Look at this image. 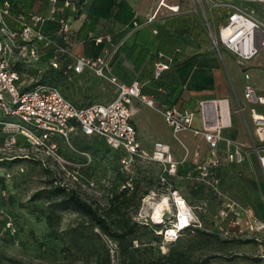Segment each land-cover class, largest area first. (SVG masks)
Returning <instances> with one entry per match:
<instances>
[{
    "label": "rangeland",
    "instance_id": "1",
    "mask_svg": "<svg viewBox=\"0 0 264 264\" xmlns=\"http://www.w3.org/2000/svg\"><path fill=\"white\" fill-rule=\"evenodd\" d=\"M71 1L67 6L62 0L55 5L49 0H10V15L2 20L9 30L21 32L25 22L33 27L34 33L42 34V38L34 35L27 40L29 47L37 48L39 58L25 57L15 61L14 68L22 77L21 87L31 88L37 84L56 86L67 98L80 104L98 100L95 94L97 85L95 87L92 76L103 77L93 69L75 75L65 72L63 65L79 54L92 57L95 51H100L95 38L103 35L112 38V42H102L101 53L106 50L114 52V45L120 44L114 63L123 70L128 68L130 61L124 60L120 54L127 50L136 63L134 57L139 58L145 48L136 33L149 26L148 18L155 14L162 1L165 5L180 1L178 12L162 6L157 15L163 28L168 30L166 40L170 44H194L200 50L207 45L212 48L211 35L217 34L228 16L226 0ZM53 6L57 10L56 19H48ZM20 15L24 17L22 20ZM38 16L44 20H37ZM61 17L70 22L71 31L67 40L59 34L57 18ZM2 27L0 22V36L6 37ZM61 48H68L69 54L60 56ZM55 55L59 57L57 68L51 65ZM136 73L138 71L133 67L130 74ZM105 80L102 84L113 92L115 87ZM115 96L116 90L110 99ZM132 106L143 108L137 100ZM148 112L156 131L179 145L163 118L158 113ZM98 140L91 139L88 144L85 137L73 136L71 143L76 150L63 141L60 147L62 155L79 164L75 179L71 175L75 170L71 165L61 166L50 158L46 159L47 166L43 165L40 157L45 159L44 156L36 155L30 146L4 150L0 131V264H107L108 256L110 264H140L161 256H166L170 264H199L211 256L216 257L211 258L209 264H264L263 252L256 249L258 234L247 233L238 238L223 234V228L228 226L227 220L223 221L220 214L223 208V154L217 172L218 184L212 186L201 179L202 184H196L198 191L193 194L196 204L192 207L193 212H188L191 223L198 229L183 232L176 240L165 237L166 228L156 231L151 224L156 220L151 208L168 195L159 183L161 164L137 159L127 169L122 157L112 150L107 151L106 143ZM172 147L180 153L183 149L180 161L184 164L189 157L188 149ZM146 151L150 153L152 150ZM127 180H132V189L124 188ZM176 180L185 192L192 190L183 174ZM58 185L66 192H76L91 203L116 230L133 226L132 245L128 246V240L119 242L110 239L92 225L87 216L73 209L56 208L55 204L63 198V194L55 195L50 188ZM164 211L159 224L177 222L178 209L174 203ZM74 228L78 231H73ZM249 239H252L251 242H247ZM240 240L249 245H243Z\"/></svg>",
    "mask_w": 264,
    "mask_h": 264
},
{
    "label": "built area",
    "instance_id": "2",
    "mask_svg": "<svg viewBox=\"0 0 264 264\" xmlns=\"http://www.w3.org/2000/svg\"><path fill=\"white\" fill-rule=\"evenodd\" d=\"M59 0H50L55 5ZM65 5H70L71 0H62ZM162 5H159V8ZM173 12H178L180 6L163 5ZM11 2L4 0L0 2V22L3 23L2 30L6 37L0 36V131L3 136V149L12 150L16 146H30L36 155L40 154L43 165L47 166L46 159L50 158L56 164L64 166L71 165L75 170L71 175L77 179V169L79 164L66 159L61 153V144L67 142L72 150H76L71 143V138L82 134L89 137L102 139L107 146L115 151L122 152V163L129 169L137 159H147L149 162H158L162 166L159 183L168 192L172 203L177 207V222L172 224L178 232L189 226L191 221L182 227L180 222L179 206L186 202L190 212L193 208L182 196L179 189L174 186L172 177L177 174L178 162L174 159L167 144L157 141L154 143L152 151L147 152L140 144L137 136V128L132 122V103L135 99L144 104L157 108L153 95L142 91L138 80L130 83L121 80L114 72L115 51H105L97 57L78 55L68 69L77 74L83 73L87 69H93L99 76L106 79L115 87L116 97L108 103H91L80 105L70 100L56 86L37 84L31 88H21L19 81L21 74L14 68L15 61L24 60L31 57L35 60L39 58L36 47H29L27 40L36 35L42 38L41 33H34L33 27L29 23L23 22L21 32H16L6 28L2 20L4 16L10 15ZM159 9L148 18V22H153L157 18ZM57 10L53 6L48 19H56ZM22 15L19 19H23ZM36 18V16H34ZM37 20H44L38 16ZM59 22V34L64 39L69 38L71 31L68 19L57 18ZM137 24V23H136ZM157 33V30H154ZM264 31V22L259 20L252 10H247L235 5L228 6V16L223 25L220 26L217 34H212V43L217 50L226 48L231 51L241 65L255 57L262 46L264 39L259 35ZM96 43L103 41L112 42L109 35L95 38ZM18 43V44H17ZM113 46V47H114ZM60 56L69 54L68 48L59 50ZM175 62L174 57H169L163 52L158 53V60L155 63V78L159 79ZM51 65L55 68L59 66V57L55 55L51 60ZM246 78L249 75L246 74ZM245 97L253 103L264 104V97L256 93L252 84L245 86ZM229 100L223 99H202L199 101L198 110L182 108L176 105H164L159 111L164 116L167 124L177 137L183 131L192 130L201 133L211 150L210 163H201L198 166L200 179L204 182L216 186L219 182L217 167L219 158L216 149L223 140V131L230 124L225 117L228 114ZM240 111L244 108L240 107ZM199 114L201 118V128H194V120ZM253 121L255 132L259 139V145L255 147L260 164L264 173V115H256L253 110ZM262 134V135H261ZM19 136L24 138L21 143ZM28 154V153H27ZM86 154V153H84ZM236 154H230L231 159L239 160ZM87 155V154H86ZM198 156V153L195 154ZM29 156V155H26ZM124 188L132 189V180H127ZM190 213H188L189 216ZM223 221L227 220V228H223L226 237L238 238L247 233L258 234L264 231V220L255 216L251 209L242 212L237 209L234 202L226 204L220 210ZM154 221V220H153ZM154 222H157L155 220ZM170 228L165 229V237H174L168 233Z\"/></svg>",
    "mask_w": 264,
    "mask_h": 264
},
{
    "label": "crops",
    "instance_id": "3",
    "mask_svg": "<svg viewBox=\"0 0 264 264\" xmlns=\"http://www.w3.org/2000/svg\"><path fill=\"white\" fill-rule=\"evenodd\" d=\"M225 4L227 12L229 4L235 5L252 10L255 16L264 22V0H226ZM176 5L180 6V1H175L172 4V6ZM225 21L226 19L223 24ZM154 30L158 32L155 33ZM136 36L140 44L145 47L140 52V57L137 59L134 57L136 62L134 63L133 55L128 54V51L125 50L120 55L124 60L128 59L130 65L127 64L128 68H123V70L115 65L114 72L125 82L130 83L138 80L142 91L155 97L157 108L150 107L138 99L135 100L143 108L132 106V122L137 128L141 146L145 150H152L157 141L169 146L174 159L178 162L177 174L172 177L174 186L179 189L188 204L194 206L196 202L193 200V194L198 191L196 184H202L199 180L198 166L201 163H210L212 157L209 145L201 133L192 130L183 131L177 137L174 135L179 145L172 143L169 138L156 131L148 110L158 113L167 124L159 111V108L164 105H176L198 110L199 101L202 99L227 98L229 112L225 113V117L230 124L224 129V138L216 149L219 160H222L221 154H223V208L227 203L234 202L240 212L251 209L255 216L264 220V173L255 149L259 145V139L253 121V110L255 113L264 115V104L253 103L245 97L247 84H252L257 95L264 97V46L260 48L255 57L241 65L235 54L226 48L217 50L214 46L210 48L207 45L200 50L194 44H170L166 40L168 30L163 28L162 21L158 17L155 21L150 22L149 26L142 27ZM259 38L264 39V31L261 32ZM101 52V50L95 51L92 57L101 55ZM159 52L174 57L175 62L163 73L161 78L157 79L155 78V63L158 60ZM75 57L65 61L63 65L65 72L75 73L68 69ZM133 67L138 71L135 75L130 74ZM85 72L86 70L83 73ZM81 74L75 73V75ZM246 74L249 75V78H246ZM130 76L132 79H129ZM103 80V78L92 76L95 87L97 85L95 94L98 100L89 103H108L114 98L110 99L115 90L112 92L109 87H105L104 83L102 84ZM72 101L78 103L75 100ZM240 107H243L244 110L240 111ZM201 125V118L198 114L194 120V128L200 129ZM20 141L23 143L24 138ZM61 146L63 145L61 144ZM172 146H183L188 149L189 157L184 164L180 161L183 157V149L180 153ZM236 152L240 159H231L229 155L236 154ZM196 153L198 156L195 155ZM180 174H183L192 190L185 192L182 187H179L176 179L180 177ZM200 209L203 207L200 206ZM256 240L258 241L256 249L258 252H263L262 257H264V231L258 233ZM240 241L243 242V245H249V243H244L245 240Z\"/></svg>",
    "mask_w": 264,
    "mask_h": 264
},
{
    "label": "trees",
    "instance_id": "4",
    "mask_svg": "<svg viewBox=\"0 0 264 264\" xmlns=\"http://www.w3.org/2000/svg\"><path fill=\"white\" fill-rule=\"evenodd\" d=\"M49 2H50V0H49ZM59 2H61V0H59ZM12 9H14V8H12ZM102 47H103V43L98 44V49L101 50ZM20 81H19V86L21 87ZM77 104H79V103H77ZM88 104H91V103L80 104V105H88ZM75 136L80 137V138L85 137L88 140V144L91 142V139L98 140L97 137H89V136H85L82 134H78ZM98 141H100V140H98ZM106 150L107 151L112 150V151L116 152V154H118L119 156H122L121 151H115V150L111 149L109 146L106 148ZM27 157H29V156H27ZM17 158L18 157L14 158V159H17ZM14 159L10 158L9 160L12 161ZM1 161L2 160L0 159V162ZM219 161H220V163H219V166L217 167V170H219L220 166H221V160H219ZM50 189H51L50 191L55 195L63 194V198L55 204L56 208L73 209V210L81 213L82 215L87 216L88 219L91 221V224L94 226H97L100 229V231L104 235L108 236L110 239H113V240H116L119 242L128 240L129 241L128 246L132 245L131 243L133 240V237H132L133 226H131L125 230L118 231L107 221V219L104 216H102L99 213L97 208H95L91 203H89L86 200H84L83 198H81L76 192H74V191L66 192L65 188H63L60 185L55 186V187L50 188ZM136 224H137V222L134 223V225H136ZM151 224H153V228L156 231L159 229L162 230L164 228H171L172 227V223H170V222H166L165 224L162 225V224H159V223L153 221V222H151ZM172 228H174V227H172ZM197 229L198 228L194 224L191 223L189 226L180 230V234L178 235L176 240H178L181 237V233L187 232V231H194ZM73 231H78V229L74 228ZM251 240L252 239H249L247 242H251ZM213 257H216V256L207 257L204 260H202L199 264H209L211 258H213ZM223 257L228 258V256H223ZM252 259L258 260L259 258L253 257ZM106 263L110 264V257L109 256H108V258H106ZM140 264H170V261L168 260V258L166 256H161V257L153 258V259L148 260L146 262H142Z\"/></svg>",
    "mask_w": 264,
    "mask_h": 264
},
{
    "label": "bare ground",
    "instance_id": "5",
    "mask_svg": "<svg viewBox=\"0 0 264 264\" xmlns=\"http://www.w3.org/2000/svg\"><path fill=\"white\" fill-rule=\"evenodd\" d=\"M161 5H165L164 4V1H162ZM161 6V7H162ZM160 9V8H159ZM256 115H260L258 114L257 112L255 113ZM262 135V134H261ZM150 201V200H149ZM152 202V201H151ZM147 203V202H146ZM154 204V203H153ZM171 205H172V201L171 199L169 198V196L165 195L162 200L160 202H157L155 203L154 207L151 208L153 209V212H154V218L157 220V222H161L163 220V211L166 209V208H171ZM179 210H180V222H178V226L179 227H182L183 225L187 224L190 222V218L188 216V205L186 202H182V204L179 206ZM165 212V211H164ZM153 214V213H152ZM168 233L169 234H172V235H176L178 234V230L174 227V228H170L168 230Z\"/></svg>",
    "mask_w": 264,
    "mask_h": 264
}]
</instances>
